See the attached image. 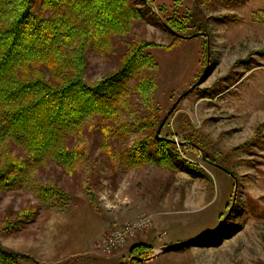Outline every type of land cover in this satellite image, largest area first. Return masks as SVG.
Here are the masks:
<instances>
[{
	"label": "rangeland",
	"instance_id": "obj_1",
	"mask_svg": "<svg viewBox=\"0 0 264 264\" xmlns=\"http://www.w3.org/2000/svg\"><path fill=\"white\" fill-rule=\"evenodd\" d=\"M132 2L142 17L125 40L152 44V90L130 79L117 134L107 147L104 132L88 134L77 171L48 158L0 184V243L42 264H131L139 243L155 256L141 264H264V0L198 2L206 31L197 34L185 24L195 0ZM123 47L90 53L88 83L119 69ZM158 137L175 145L160 147ZM205 149L231 171L219 157L206 161ZM16 157L27 154L0 145V170ZM145 216V233L110 254L98 249ZM171 244L181 249L160 252Z\"/></svg>",
	"mask_w": 264,
	"mask_h": 264
},
{
	"label": "trees",
	"instance_id": "obj_2",
	"mask_svg": "<svg viewBox=\"0 0 264 264\" xmlns=\"http://www.w3.org/2000/svg\"><path fill=\"white\" fill-rule=\"evenodd\" d=\"M200 1L195 0L185 22L196 34L206 31L205 17L197 6ZM141 17L132 0H0V145L27 154L26 160L16 157L4 164L2 186L15 185L19 174L48 158L68 172L77 171L87 160L88 134L97 130L105 133L103 147H107L128 106L130 79L143 78L141 91L150 92L154 86V78L148 80L153 64L147 56H151L145 52L152 44L140 38L125 40ZM118 42L124 45L119 69L100 82L88 83L90 53L111 51ZM154 115H150L151 126ZM157 141L160 147L175 145L161 137ZM189 143L197 147L199 142ZM108 146L113 150L112 144ZM141 147L133 150L135 162L143 159ZM217 157L228 162L222 155L207 150L204 154L208 162ZM220 166L230 170L224 161ZM136 257L142 262L153 259V246L133 245L130 262L141 264ZM25 262L42 264L0 243V264Z\"/></svg>",
	"mask_w": 264,
	"mask_h": 264
},
{
	"label": "built area",
	"instance_id": "obj_3",
	"mask_svg": "<svg viewBox=\"0 0 264 264\" xmlns=\"http://www.w3.org/2000/svg\"><path fill=\"white\" fill-rule=\"evenodd\" d=\"M151 226L152 218L150 216H145L135 223L115 228L98 243L97 247L101 252L110 254L112 251L122 247L130 239L137 236L140 233L139 230L144 229L143 232L145 233Z\"/></svg>",
	"mask_w": 264,
	"mask_h": 264
},
{
	"label": "water",
	"instance_id": "obj_4",
	"mask_svg": "<svg viewBox=\"0 0 264 264\" xmlns=\"http://www.w3.org/2000/svg\"><path fill=\"white\" fill-rule=\"evenodd\" d=\"M160 129H161V127L158 129V133L160 132ZM189 242V241H188ZM187 243V242H186ZM179 245H182V244H171V245H167V246H164V247H162L161 248V250H160V252L162 253V252H167V251H169V250H171V249H174L175 247H177V246H179ZM137 261H139V262H142L143 261V258H135ZM131 264H132V262H131Z\"/></svg>",
	"mask_w": 264,
	"mask_h": 264
},
{
	"label": "flooded vegetation",
	"instance_id": "obj_5",
	"mask_svg": "<svg viewBox=\"0 0 264 264\" xmlns=\"http://www.w3.org/2000/svg\"><path fill=\"white\" fill-rule=\"evenodd\" d=\"M131 260V259H130Z\"/></svg>",
	"mask_w": 264,
	"mask_h": 264
}]
</instances>
